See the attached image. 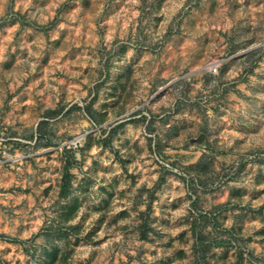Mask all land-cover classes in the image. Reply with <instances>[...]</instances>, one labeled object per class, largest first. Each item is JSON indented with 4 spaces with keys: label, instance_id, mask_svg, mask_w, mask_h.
<instances>
[{
    "label": "rangeland",
    "instance_id": "rangeland-1",
    "mask_svg": "<svg viewBox=\"0 0 264 264\" xmlns=\"http://www.w3.org/2000/svg\"><path fill=\"white\" fill-rule=\"evenodd\" d=\"M0 264H264V0H0Z\"/></svg>",
    "mask_w": 264,
    "mask_h": 264
},
{
    "label": "built area",
    "instance_id": "built-area-1",
    "mask_svg": "<svg viewBox=\"0 0 264 264\" xmlns=\"http://www.w3.org/2000/svg\"><path fill=\"white\" fill-rule=\"evenodd\" d=\"M218 68V62L214 61L211 63V65H209V71L212 73H215L217 71Z\"/></svg>",
    "mask_w": 264,
    "mask_h": 264
}]
</instances>
